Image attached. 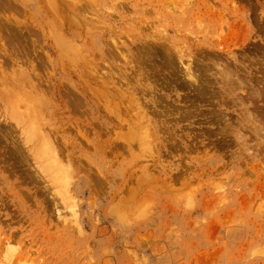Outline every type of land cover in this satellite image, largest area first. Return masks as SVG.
Returning <instances> with one entry per match:
<instances>
[{
    "label": "rangeland",
    "instance_id": "1",
    "mask_svg": "<svg viewBox=\"0 0 264 264\" xmlns=\"http://www.w3.org/2000/svg\"><path fill=\"white\" fill-rule=\"evenodd\" d=\"M0 264H264V0H0Z\"/></svg>",
    "mask_w": 264,
    "mask_h": 264
},
{
    "label": "bare ground",
    "instance_id": "2",
    "mask_svg": "<svg viewBox=\"0 0 264 264\" xmlns=\"http://www.w3.org/2000/svg\"><path fill=\"white\" fill-rule=\"evenodd\" d=\"M188 1V0H187ZM190 1V0H189ZM47 2V1H46ZM232 2H234V0H232ZM236 2V1H235ZM190 3V2H189ZM72 4V3H71ZM201 4V3H200ZM217 5V4H216ZM234 5H236V4H234ZM86 6V5H85ZM73 7V6H72ZM79 7V6H78ZM215 7V6H214ZM233 7V6H232ZM61 9H62V7H61ZM79 9H80V7H79ZM86 9V8H85ZM89 9V8H88ZM190 9V8H189ZM188 9V10H189ZM214 9V8H213ZM51 10H53L52 8H51ZM58 10V9H57ZM191 10V9H190ZM55 11V10H54ZM83 11V10H82ZM89 11H90V9H89ZM180 11V10H179ZM192 11V10H191ZM194 11V10H193ZM234 11H236V10H234ZM233 11V12H234ZM62 12H64V11H62ZM15 13V12H14ZM57 13V12H56ZM59 13V12H58ZM74 13V12H73ZM93 14V13H92ZM213 14V13H212ZM227 14V13H226ZM184 15V14H183ZM58 16V15H57ZM67 16V15H66ZM226 17V19H227V15L225 16ZM63 18H65V16L63 17ZM75 18V17H74ZM87 18V17H86ZM123 18V17H122ZM215 18V17H214ZM235 18V17H234ZM60 19H61V17H60ZM90 19V18H89ZM52 23V22H51ZM220 23V22H219ZM67 25V24H66ZM219 26V28H217L218 30V32L220 31L219 29H222V27H221V23H220V25H218ZM112 27V26H111ZM151 27V26H150ZM221 27V28H220ZM237 27V26H236ZM71 28V27H70ZM26 29V28H25ZM89 29V28H88ZM224 29H222V32H224L223 31ZM80 32V31H79ZM116 32V31H115ZM215 32V31H214ZM221 32V31H220ZM219 32V33H220ZM221 32V33H222ZM75 35V34H74ZM215 35H216V32H215ZM219 35V34H218ZM82 36V35H81ZM214 37V36H213ZM218 37V36H217ZM221 37V36H220ZM215 38V37H214ZM214 38H213V40H214ZM7 39V38H6ZM113 40V39H112ZM115 40V39H114ZM143 40V39H142ZM2 41V40H1ZM166 41V40H165ZM215 41H218L217 39L216 40H214V42ZM113 42V41H112ZM132 43L131 44H134L135 42L134 41H131ZM134 42V43H133ZM114 43V42H113ZM89 44V43H88ZM110 44V43H109ZM149 43L148 42H144V43H142L141 45H140V47H137L138 45H132V46H134V47H130V48H124V46L123 47H118V45H116L117 46V48L115 49V52H116V50L117 49H119L118 50V52L120 53V55L123 57V60L125 59V61H124V65H126L125 67H124V70H126L128 67H127V65L130 63V62H132V61H128V53H131L132 52V50H133V48H134V50H138V48H140V50L143 52V55H144V57L147 55V57L148 58H146V60H149V58H150V56H151V54L152 53H154L151 49V46H150V44L148 45ZM151 44H153V43H151ZM166 44V43H165ZM124 45V44H123ZM130 45V44H129ZM218 45V44H217ZM219 45H223V42H220L219 43ZM95 46V45H94ZM162 46H163V44H162ZM165 46V45H164ZM227 46V45H226ZM112 47V46H111ZM114 47V46H113ZM112 47V48H113ZM155 46H153V50L155 49L154 48ZM218 47V46H217ZM151 48V49H150ZM227 48V47H226ZM113 49V50H114ZM166 49V48H165ZM164 49V50H165ZM112 50V51H113ZM91 51V50H90ZM135 51V52H136ZM152 51V52H151ZM208 51V50H207ZM206 51V52H207ZM19 52V51H18ZM118 52H116V53H118ZM178 52V51H177ZM211 52V51H210ZM112 53H114V51L113 52H111V54ZM115 53V54H116ZM204 53H205V51H204ZM213 53V52H212ZM110 54V53H109ZM111 54H110V56H111ZM155 54V53H154ZM206 54H208V52L206 53ZM210 54V53H209ZM224 54V53H223ZM91 55V54H90ZM95 55V54H94ZM118 54H116V56L115 57H118L117 56ZM168 55H169V57H171L170 56V54L168 53ZM175 55V54H174ZM214 55V54H213ZM220 55V54H219ZM96 56V55H95ZM141 56V55H140ZM206 56V55H205ZM210 56H211V54H210ZM215 56V55H214ZM91 57V56H90ZM94 57V56H93ZM121 57V58H122ZM219 57V56H218ZM92 58V57H91ZM138 58H139V55H138ZM215 58H216V56H215ZM135 59V58H134ZM137 59V58H136ZM210 59H211V57H210ZM34 60V59H33ZM93 61H97L96 60V58H95V60L94 59H92ZM140 60H142L141 58H140ZM198 60V59H197ZM224 60V59H223ZM133 61H135V60H133ZM137 61V60H136ZM172 61V60H171ZM170 60L168 61V62H171ZM29 62V61H28ZM89 62V61H88ZM87 62V64H90V63H93V62H90V63H88ZM98 62V61H97ZM145 62V61H144ZM143 62V63H144ZM137 63V62H136ZM140 63V62H139ZM143 63H140V64H142L143 65ZM189 63V62H188ZM85 64V63H84ZM96 64V63H95ZM146 64V63H145ZM144 64V65H145ZM100 65V64H99ZM135 65V64H134ZM142 65H139V68H137V69H143V66ZM94 66H96V65H94ZM98 66V65H97ZM103 66V65H102ZM36 67V66H35ZM88 67H90V66H88ZM92 67H93V65H92ZM95 68V67H94ZM99 67H97V68H95V69H98ZM120 68H122V67H120ZM132 68V67H131ZM135 68H136V66H135ZM95 69H92L93 70V72L95 71ZM130 69V68H129ZM132 70V69H131ZM134 70V69H133ZM224 70V69H223ZM72 71V70H71ZM123 71V70H122ZM128 70H126L125 72L126 73H124V75L122 74V73H118L119 74V76H120V79L118 78V77H114L112 74H97L96 72H94V73H96L95 75H96V77H94V78H91L92 79V82L95 84V86H97V85H99V84H101V85H103V87H106L107 88V90H109V91H112V92H114L115 94H118L119 96L121 95V96H123L124 97V95L127 93L128 95H129V92H128V90H129V86H128V84L126 83V82H123L122 80V78H125V77H127V78H129L130 79V81H131V79L132 78H130L129 77V75H130V73L129 72H127ZM142 71V70H141ZM186 72V71H185ZM196 72V71H195ZM133 73V71L131 72V74ZM135 73H138V71L137 72H135ZM219 73V72H218ZM224 73H228V70L226 69V70H224ZM228 74H230V73H228ZM189 75V74H188ZM133 76V75H132ZM190 77H191V75H189ZM195 76V75H194ZM138 78V77H137ZM195 78V77H194ZM134 79V78H133ZM121 80V81H120ZM127 81H129L128 79H126ZM198 80V79H197ZM189 81V80H188ZM195 81V80H194ZM198 81H200V80H198ZM197 82V81H196ZM188 83V82H187ZM191 83V82H190ZM193 83V82H192ZM228 83V82H227ZM26 86V85H25ZM92 86H93V84H92ZM94 86V87H95ZM118 86V87H117ZM99 87V86H98ZM98 87H96L95 89H97ZM185 87V86H184ZM51 88V87H50ZM94 89V88H93ZM105 89V88H104ZM104 89H102L101 90V92H103L102 93V95L101 96H104L105 94H104ZM106 91V90H105ZM131 91H133L132 89H131ZM130 91V92H131ZM94 92V91H93ZM100 92V93H101ZM107 92V91H106ZM202 93V92H201ZM249 93V92H248ZM104 94V95H103ZM107 96H108V94H107ZM106 95H105V99H106V97H107ZM112 96V95H111ZM120 96V97H121ZM132 96H134L133 94H132ZM117 97V96H116ZM120 97H119V99H120ZM101 98H104V97H101ZM111 98H114L113 96L112 97H108L107 99H109V100H111V101H114V99L112 100ZM23 99V98H22ZM96 100V99H95ZM108 100V101H109ZM101 101V100H100ZM116 101V100H115ZM94 102V101H93ZM121 102H123V101H121ZM144 103V102H143ZM125 105H126V103H125ZM130 105V104H129ZM129 105H127V106H129ZM143 105V104H142ZM144 105H147V104H144ZM143 105V106H144ZM100 106V105H99ZM158 106V105H157ZM128 108V107H127ZM100 109V108H99ZM160 112V111H159ZM159 114V113H158ZM111 116V115H110ZM124 117H122V119H123ZM126 118V117H125ZM113 119V118H112ZM109 123V122H108ZM119 124V123H118ZM122 124V123H121ZM113 130V129H112ZM115 135V134H114ZM38 136V135H37ZM29 141V140H28ZM49 142V141H48ZM45 145V144H44ZM49 146V145H48ZM117 146V145H116ZM48 149H50V148H48L47 147V150ZM52 152V151H51ZM66 152V151H65ZM54 154V153H53ZM57 154V153H56ZM50 160H52V159H50ZM55 161V160H54ZM53 162V161H52ZM58 162V161H57Z\"/></svg>",
    "mask_w": 264,
    "mask_h": 264
}]
</instances>
